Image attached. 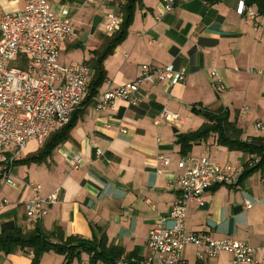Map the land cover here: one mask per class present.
<instances>
[{
	"label": "crops",
	"instance_id": "0c3cea01",
	"mask_svg": "<svg viewBox=\"0 0 264 264\" xmlns=\"http://www.w3.org/2000/svg\"><path fill=\"white\" fill-rule=\"evenodd\" d=\"M49 1L52 11L69 19L72 25L71 34L60 46L59 63H86L90 80L92 51L99 49L111 34L105 30L106 15L119 13L118 3ZM238 2L175 0L172 10L159 16V0H141L126 38L103 62L107 79L94 98L135 80L143 64L183 68L184 80L146 85L135 106L121 99L104 109L97 108L96 101L82 106L85 91L78 106L82 110L75 116L69 138L42 163L14 166L12 172L16 169V176L21 166H25L26 173L15 178L11 172L8 179L13 185L2 178L1 182L10 190L0 193V199L17 205L1 212L0 222L13 219L21 226H31L35 220L25 218L21 204L33 195L29 184H38L42 196L59 191L58 201L46 216L38 219L44 229L59 226L65 236L89 239L93 236V224L105 234L107 245L122 249L119 260L128 256L145 260L149 256V230L160 218H164V226L172 224L170 211L178 196L173 178L183 170L179 161L184 157H207L221 168L229 166L235 182L217 184L204 191L203 205L189 203L185 231L206 233L215 239L246 241L254 247L251 264H264V169L242 176L249 154L219 144L215 133L193 143L184 155L177 142L180 134L195 131L205 122L194 107L226 108L229 121L241 129L242 139L264 137L261 134L264 132L253 126L262 120L250 126L242 113L248 106L244 105L247 108L243 110L244 106L235 104L241 96L258 92L255 79L264 80V76L251 72L264 70V16L256 14L250 18L239 14ZM24 6L25 0H0V16L4 12L22 11ZM251 9L256 13L254 6ZM63 55L70 56L68 61L62 60ZM216 79L222 83V89H218ZM259 93L264 94L262 90ZM163 110L178 113L184 118L183 123L174 126L161 118ZM43 141L30 139L18 159L35 152ZM159 155L170 157V165L161 167ZM74 156L81 159L78 167L72 164ZM158 168L162 171H157ZM245 201L250 204L248 207ZM100 232L95 230L97 236ZM181 255L186 264L198 260L193 245H186ZM31 257V253L20 250L0 252V264H30ZM88 259L82 253L79 261L70 264H89ZM199 260L204 264H229L230 255L220 252ZM63 261V255L45 252L39 264H64Z\"/></svg>",
	"mask_w": 264,
	"mask_h": 264
},
{
	"label": "built area",
	"instance_id": "2783aa9c",
	"mask_svg": "<svg viewBox=\"0 0 264 264\" xmlns=\"http://www.w3.org/2000/svg\"><path fill=\"white\" fill-rule=\"evenodd\" d=\"M159 1V16L172 10L175 4V0ZM237 12L250 18L257 14L244 0H239ZM121 20L120 13H108L105 30L114 32ZM71 32L70 20L55 14L49 0H25L22 11L4 12L0 16V162L8 166L5 183L12 184L8 179L12 172L11 162L21 154L27 142L34 139L40 143L54 128L66 124L86 91L89 66L84 62L62 65L58 61L60 46ZM21 56L26 57L23 67L19 65ZM14 62L16 64H12ZM251 72L264 76V70ZM184 78L183 68L177 69L171 64H143L135 80L104 91L94 101L99 109L108 108L119 99L135 106L146 85L163 81L173 84ZM216 84L218 89L223 88L217 79ZM246 108L244 106L243 110ZM160 117L174 126H180L184 121L178 113L167 110L161 111ZM254 129L264 132V123L256 122ZM157 159L161 167L170 165L168 156L159 155ZM80 163V157L72 158L74 167ZM178 165L183 170L173 178L178 196L170 211L171 226H164V218H160L149 230L147 259H122L116 264H186L181 255L186 245L195 246L198 259L226 252L230 255L229 264H251L254 247L246 241L229 237L215 239L206 233L185 231L189 203L203 205L204 191L217 184L235 182L229 166L221 168L207 157H184ZM29 187L33 195L21 205L26 218L37 220L46 216L49 208L58 201L59 191L42 196L38 184H29ZM14 205L17 203L0 199V213ZM249 205L245 201V206Z\"/></svg>",
	"mask_w": 264,
	"mask_h": 264
},
{
	"label": "trees",
	"instance_id": "16d2710c",
	"mask_svg": "<svg viewBox=\"0 0 264 264\" xmlns=\"http://www.w3.org/2000/svg\"><path fill=\"white\" fill-rule=\"evenodd\" d=\"M118 3L119 13L122 20L105 40L104 44L97 50L92 51L91 58L92 75L87 84L86 94L81 102L82 106L94 103L93 98L97 95L99 87L106 81L107 73L103 66L105 58L111 55L115 47L127 36L128 29L132 24L134 13L137 7H141V0H115ZM247 7L254 6L258 15L264 16V0H244ZM26 57L19 58V65L23 67ZM77 108L70 120L51 132L43 141L42 145L33 153L24 158H16L11 162V167L17 165H28L30 163H42L58 145L69 138V131L74 125L75 116L81 112ZM205 119L203 125L192 132L183 133L178 136L177 142L180 144V153L184 155L191 145L201 139H205L209 134L215 133L217 142L229 149H240L250 156L244 166L242 176H246L257 169H264V137L250 136L241 138L242 131L228 119L226 108L207 110L206 108H193ZM8 166L0 162V183L5 178ZM26 218V216H25ZM28 219V218H26ZM93 229L92 238H84L79 235L65 236L59 226L51 230L44 229L41 220H35L31 226H21L13 219L2 220L0 224V252L4 254L14 253L20 250L23 253H31L30 264H39L42 254L54 252L63 255L64 264H70L73 260H80L81 254L88 255L89 264H116L123 256L120 247L107 245V239L99 228L91 224ZM95 230L100 232L97 236ZM128 256L125 259H129ZM194 264H204L197 260Z\"/></svg>",
	"mask_w": 264,
	"mask_h": 264
},
{
	"label": "rangeland",
	"instance_id": "374dc122",
	"mask_svg": "<svg viewBox=\"0 0 264 264\" xmlns=\"http://www.w3.org/2000/svg\"><path fill=\"white\" fill-rule=\"evenodd\" d=\"M61 58L64 61H68V59L70 58V56H64L63 55V56H61ZM12 64H16V62H14ZM12 64H10V65H12ZM254 82L256 83L255 85L257 86L258 92L257 93L256 92H250L246 96H241L239 98V100H237L235 102V104L236 105H239V107H243L244 105H247L248 106V109L245 110L242 113H245L243 115V119L246 121V123H248V121H249L250 126H252V123H254L256 120L257 121H259V120L264 121V94H262V96H260V93H259V90H262V92H264V80L258 78V80L255 79ZM233 97H234V95H233ZM262 123H264V122H262ZM254 124H253V126H254ZM251 128H250V130H251ZM261 134H264V133H261ZM19 156H17L16 158H18ZM24 167L25 166L18 167V169H17L18 170L17 171L18 172V174H17L18 176H16V169L12 172V175L15 178L16 177L21 178L22 176H24V173H26L24 171ZM14 181H15V179H14ZM0 187H1L0 193H3V194L6 193V192H8L10 190L9 187L7 185L3 184L2 182L0 183Z\"/></svg>",
	"mask_w": 264,
	"mask_h": 264
},
{
	"label": "water",
	"instance_id": "95a60500",
	"mask_svg": "<svg viewBox=\"0 0 264 264\" xmlns=\"http://www.w3.org/2000/svg\"><path fill=\"white\" fill-rule=\"evenodd\" d=\"M175 130V129H174Z\"/></svg>",
	"mask_w": 264,
	"mask_h": 264
}]
</instances>
